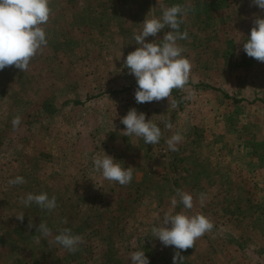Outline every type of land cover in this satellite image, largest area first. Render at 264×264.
Instances as JSON below:
<instances>
[{
	"label": "rangeland",
	"instance_id": "1",
	"mask_svg": "<svg viewBox=\"0 0 264 264\" xmlns=\"http://www.w3.org/2000/svg\"><path fill=\"white\" fill-rule=\"evenodd\" d=\"M173 4L187 10L181 31L188 39L179 43L192 65L189 84L169 100L138 104L124 59L139 47L133 36L146 14L159 16ZM49 6L42 26L48 43L28 71L0 70V264H130L136 249L150 264H173L178 250L151 234L163 212L180 211L202 213L214 225L179 250L184 264H264V62L247 56L242 40L264 11L251 0ZM131 108L161 127L158 144L123 135L120 118ZM177 132L183 139L170 152L165 141ZM104 151L133 167L131 183L108 181L94 168L93 157ZM16 176L25 183L10 185ZM177 189L192 194L191 210L172 205ZM28 192L55 195L57 207L24 208ZM22 212L23 221L16 216ZM40 222L51 229L46 238ZM65 228L82 237L74 253L55 243Z\"/></svg>",
	"mask_w": 264,
	"mask_h": 264
},
{
	"label": "clouds",
	"instance_id": "2",
	"mask_svg": "<svg viewBox=\"0 0 264 264\" xmlns=\"http://www.w3.org/2000/svg\"><path fill=\"white\" fill-rule=\"evenodd\" d=\"M251 3L264 11V0H251ZM186 9L180 4H173L163 8L159 16L146 14L142 29L135 33L133 40L139 47L130 52L124 59V65L130 74L136 78L137 87L134 92L136 103H149L170 98L174 89H185L191 75V62L183 55L184 49L179 41L188 39L187 31H181L183 16ZM51 8L49 0H0V70L6 66H15L23 72L28 71L30 61L48 43L47 33L43 25L50 19ZM250 34L243 40V51L247 56L264 62V16L257 15ZM168 29L162 39L148 41L146 37L156 36L161 30ZM240 41V40H238ZM186 99L189 97H185ZM175 108L176 103L172 102ZM125 125L123 135L136 136L143 139L145 145L158 144L163 135L161 127L150 119H146L143 112L135 108L129 109L126 115L120 118ZM14 128L21 124L20 116L13 117ZM165 128L171 124L164 122ZM183 137L177 132L165 141L170 152L178 151V145ZM104 151L103 155L93 157V166L103 178L108 181L127 185L133 179V167H125L124 163ZM10 185L25 183L23 176H16L8 181ZM204 197L201 195V204ZM24 208L33 204L48 212L57 207L55 195L47 192H28L21 198ZM173 206L182 204L185 210L193 208L191 193L177 189L172 198ZM17 219L24 220V212L16 215ZM154 224L151 236L158 238L165 247L177 249L172 257L173 264H184L181 251L192 248L197 239L206 232H210L214 225L202 213L194 215L186 211L163 212L162 220ZM29 221V227H31ZM37 232L48 237L51 229L46 222H40ZM55 243L69 252H76L82 243V237L74 234L71 229L65 228L55 236ZM130 264H150L144 249L134 250L130 257Z\"/></svg>",
	"mask_w": 264,
	"mask_h": 264
},
{
	"label": "trees",
	"instance_id": "3",
	"mask_svg": "<svg viewBox=\"0 0 264 264\" xmlns=\"http://www.w3.org/2000/svg\"><path fill=\"white\" fill-rule=\"evenodd\" d=\"M173 91H175V90H173Z\"/></svg>",
	"mask_w": 264,
	"mask_h": 264
}]
</instances>
